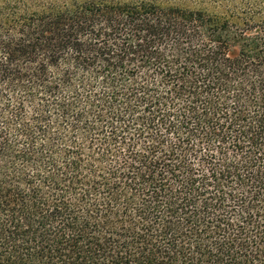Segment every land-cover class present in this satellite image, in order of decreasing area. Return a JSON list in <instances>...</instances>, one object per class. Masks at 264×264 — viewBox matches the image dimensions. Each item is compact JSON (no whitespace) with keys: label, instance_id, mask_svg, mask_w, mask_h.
<instances>
[{"label":"trees","instance_id":"16d2710c","mask_svg":"<svg viewBox=\"0 0 264 264\" xmlns=\"http://www.w3.org/2000/svg\"><path fill=\"white\" fill-rule=\"evenodd\" d=\"M0 264H264V0H0Z\"/></svg>","mask_w":264,"mask_h":264}]
</instances>
